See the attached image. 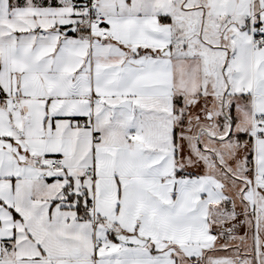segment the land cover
<instances>
[{
	"label": "snow or ice",
	"instance_id": "obj_1",
	"mask_svg": "<svg viewBox=\"0 0 264 264\" xmlns=\"http://www.w3.org/2000/svg\"><path fill=\"white\" fill-rule=\"evenodd\" d=\"M0 264H264V0H0Z\"/></svg>",
	"mask_w": 264,
	"mask_h": 264
}]
</instances>
